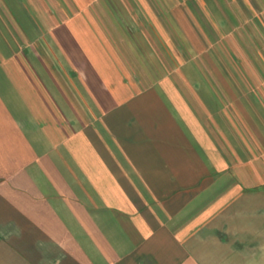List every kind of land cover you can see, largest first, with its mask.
I'll return each mask as SVG.
<instances>
[{
	"label": "crops",
	"instance_id": "1",
	"mask_svg": "<svg viewBox=\"0 0 264 264\" xmlns=\"http://www.w3.org/2000/svg\"><path fill=\"white\" fill-rule=\"evenodd\" d=\"M100 2L0 0V264H264V0L201 1L203 90L191 0Z\"/></svg>",
	"mask_w": 264,
	"mask_h": 264
},
{
	"label": "rangeland",
	"instance_id": "2",
	"mask_svg": "<svg viewBox=\"0 0 264 264\" xmlns=\"http://www.w3.org/2000/svg\"><path fill=\"white\" fill-rule=\"evenodd\" d=\"M140 1L144 9H145V4H146V9H145L146 11L156 10L155 6L157 5L156 1L158 0H151L152 4L147 3L146 2L147 0H143L145 4L142 3V0H128L126 2L125 0H123L121 2L125 3L124 9H123L124 3L120 4L119 0H115V1L114 0H102V2H100V4H98L97 6H98V9L101 11L112 12V13H115L116 15L118 13L121 14V12H123L124 10H127V12L131 16L135 14L138 16L139 11H140V8H139ZM191 1L193 5L192 8L196 16V26L194 29V34L189 36V38L187 37V35H185L184 36L185 43L183 40H181L180 45H179L180 50L179 52H177L178 54L174 53V55L177 56L179 67L169 66V64H171L172 61L168 62L167 58L163 57L164 62H165V66L163 70L164 72L169 71V73H173L177 75L178 77H181V81L184 80L182 82V85H184L185 88L187 87V89H189V87H188V82L186 80V76L187 74H189V76L191 75L197 78V81L200 82V83H196V88L199 90H203V82H202L203 77L210 76L214 78L215 75L220 74L219 73V61L216 62L217 66L210 67V66H207L208 64H206V62H209V61H205V60L207 59L219 60V58L228 57L229 59H233L237 61L236 60L237 53H236L235 40H234L235 36H227L228 39H225L226 36L219 34L220 32L217 27L215 26L210 27L209 20L207 19V13H205L203 2H201L202 0H191ZM133 7H135L136 9ZM91 8L95 9L94 7H90V9ZM133 26L137 27V24H134ZM143 31L144 33H146L145 30ZM210 42H212V47L214 50L206 51L205 48L211 46ZM220 42H223L221 47H223V45L226 43L225 45L227 46L228 49L227 50H216V48L219 47ZM187 47L190 49H187ZM156 53L158 55L160 54L159 51H156ZM166 56H169V53H167ZM169 59L172 60V57L169 56ZM173 59L174 61L176 60L175 58ZM231 69L227 71V74L235 75L236 73L235 69H232L233 71Z\"/></svg>",
	"mask_w": 264,
	"mask_h": 264
}]
</instances>
